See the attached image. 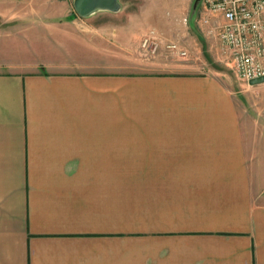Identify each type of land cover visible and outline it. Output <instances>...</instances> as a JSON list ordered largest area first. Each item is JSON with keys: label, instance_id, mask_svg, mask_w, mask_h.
<instances>
[{"label": "crops", "instance_id": "1", "mask_svg": "<svg viewBox=\"0 0 264 264\" xmlns=\"http://www.w3.org/2000/svg\"><path fill=\"white\" fill-rule=\"evenodd\" d=\"M45 1L0 0V264H264V83L84 64Z\"/></svg>", "mask_w": 264, "mask_h": 264}, {"label": "rangeland", "instance_id": "2", "mask_svg": "<svg viewBox=\"0 0 264 264\" xmlns=\"http://www.w3.org/2000/svg\"><path fill=\"white\" fill-rule=\"evenodd\" d=\"M158 3V0H118L117 11H97L84 18L75 16L74 0H46L44 4L62 7L63 14H69L70 21L74 19L76 24L71 26L69 33L77 40L71 52L84 64H101L100 68L119 75L213 77L233 92L236 101L242 97L245 82L237 77L225 59L217 32L209 35V26L201 24L204 16L201 3L195 5L193 2L189 16L184 17L185 31L167 38L161 35L159 28L163 21L171 22L170 10L159 7ZM54 49L57 57L69 56L66 46L54 45ZM123 179L125 175H119V181ZM133 180L140 178L130 179Z\"/></svg>", "mask_w": 264, "mask_h": 264}, {"label": "built area", "instance_id": "3", "mask_svg": "<svg viewBox=\"0 0 264 264\" xmlns=\"http://www.w3.org/2000/svg\"><path fill=\"white\" fill-rule=\"evenodd\" d=\"M201 5V24L209 26V35L217 32L237 77L245 83L264 77V0H201Z\"/></svg>", "mask_w": 264, "mask_h": 264}, {"label": "water", "instance_id": "4", "mask_svg": "<svg viewBox=\"0 0 264 264\" xmlns=\"http://www.w3.org/2000/svg\"><path fill=\"white\" fill-rule=\"evenodd\" d=\"M201 3V0H194V4ZM119 9L118 0H74V11L80 18L87 17L97 11L115 12ZM264 83V77L248 82L255 86Z\"/></svg>", "mask_w": 264, "mask_h": 264}, {"label": "trees", "instance_id": "5", "mask_svg": "<svg viewBox=\"0 0 264 264\" xmlns=\"http://www.w3.org/2000/svg\"><path fill=\"white\" fill-rule=\"evenodd\" d=\"M75 16H76V13H75Z\"/></svg>", "mask_w": 264, "mask_h": 264}]
</instances>
